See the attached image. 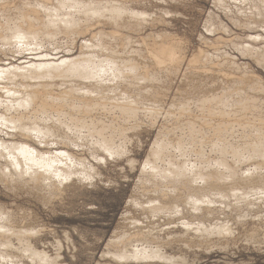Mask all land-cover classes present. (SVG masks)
Wrapping results in <instances>:
<instances>
[{"label": "rangeland", "instance_id": "obj_1", "mask_svg": "<svg viewBox=\"0 0 264 264\" xmlns=\"http://www.w3.org/2000/svg\"><path fill=\"white\" fill-rule=\"evenodd\" d=\"M10 1L0 0V8L2 9L0 10V24L2 23V26L3 25L7 26L8 24H12V23L14 24L19 23L17 21H19L20 15H22V13L25 11L30 12L33 9L40 14L39 16L41 18L46 19V17L43 16L44 12L41 11L42 8L39 10V8L37 7L38 4L47 3L46 5L49 8L50 6L57 9L59 7V6L57 7V0H49L47 2L42 0H30V1L10 0ZM263 1L264 0L262 1L261 0L258 1L257 0H244V1L243 0H234V1L233 0H113V3L115 2L114 3L115 5L117 4L126 5L125 7L128 8L129 10L136 12L138 11L140 13L142 11L143 13L147 14L148 18L145 19V21L142 19L144 23L142 22L141 19H140L141 20L140 23L139 18L138 21L135 22V20H137L135 19L134 20V22L136 23L135 24L131 18L132 16L127 15L129 16V19L128 17L127 19L132 20L130 23L131 27L129 28L127 26L129 29L127 27H123V29L121 27H114L111 24H110L111 26H109L110 22H107L106 25H105L106 22H104L102 25L101 23L92 22L93 24L91 23L92 25H89V27L96 26L99 30L105 29L106 32H108V33L105 32V37L108 39L105 40L106 38L104 36H103L104 39L103 38L101 39L103 40L102 43L104 45L108 43L111 46L108 44L104 46V51L101 49L95 50L96 48L93 49L92 45H89L90 46L89 48L88 45H85L86 41L88 42L92 39L90 38L91 37L90 34L89 35L82 34L78 37L77 35L72 33H66V34L60 33L54 36V38L51 37V39L53 40L47 37H44L45 39H43V37L41 36L43 46L41 45L42 48L40 47V49H37L36 46H31L33 47L32 49L35 48L37 49V51L34 52L28 51L27 47L25 49L24 47L23 49H21L19 45L16 44L8 45L6 42L0 40V69H9L12 66L18 67L23 64H24L23 66H25L26 64H29L30 61L31 62L36 61L37 58L41 57L42 55H48L50 58H54V59L55 58L64 59L66 57H69V55L71 57L72 56L76 57V56H80L82 53L89 54L88 52H90V54L93 55L95 53L96 54L99 53L101 55L100 58L103 60V58L109 57L110 52H105V48L107 46L108 47L110 46L109 48H107V51L108 50L111 51L112 49L115 50V54L116 52L118 53L115 57L119 58L118 60L119 62L124 60L125 61L130 60L131 58V60H133L135 63V61L139 58L135 64H138V62L141 61L143 68L141 70H147L152 76L153 74H156V76L155 77L153 76V78L152 76L149 75L150 78L152 79V80H146L149 83L143 82V84L142 83L139 84L140 86L138 85L139 88L143 87L142 88L143 93L140 91L141 88L139 89L138 87H135L134 89L136 90L133 89L134 91H132V87L129 85L130 83L128 81L122 83L120 82L118 84L117 80L112 81L111 76L110 79H108V77H105L104 84H107L106 82L108 81L107 87L110 86L112 87L108 89V91L102 92L103 94L105 93V96L107 97L106 98L104 96L106 98V102L102 100L105 106L102 104L103 102L100 101L102 103H100L97 106L98 109L96 108L97 110L94 111L93 113H90L89 111L84 112L83 108L81 109L82 111L81 114L83 116L80 114L81 111L73 112L74 114L77 113L76 117L80 118L82 116L84 120L87 119L88 126H90V122H92L91 126L97 124L98 126L96 125L94 126V128H97L98 131H99L98 127L99 128L103 127L102 128L103 130H105L106 127L109 128V129L106 128L108 131L105 130L104 133L106 132L105 134L108 137L109 136L111 138L114 137L113 139H111L113 145H115L116 147H122L123 149L126 150V151L124 150L125 153H123L122 151L121 155L118 154L110 157L107 154L102 153L101 149L98 146L94 145L95 141L96 142L100 141V139L102 138L99 136L100 134L99 133H98L99 135L97 134L99 138L97 137L96 134L92 136L93 138L92 137L90 138L87 135V131H85L84 129H82V131L74 130L73 132H68L67 134H65V137L66 139H68V141L65 140V142H69V143L67 145L58 144V146H56L54 142L57 143V142H61L62 140L59 141V139H55L51 137L53 140L44 139L45 141L43 142L45 143L42 142L43 144L42 143L39 144V142L34 138V136L31 135L27 136V134L26 136H23L22 133L18 131H13L12 135L9 137L7 135L6 129H4L0 125L1 139H5L11 142V141H18L21 138L19 140L20 142L24 141L23 142L24 144L28 143V145L30 144L36 148L38 147L37 149L39 150L40 149L49 150L57 147L62 148L63 147L62 145H64L66 146V148L68 147L67 149L65 148L64 150L71 151L75 155V157L78 160L77 163H79L80 160L84 159L85 162L87 161L86 162L87 165L91 164L94 166L95 169L97 167L98 172L96 170L95 172H92L94 176L97 175L95 176V178L92 175L93 177L91 179H89L88 177H86L85 179L84 178L85 176L80 177L81 179H79V175H78L67 181H63L62 185L60 184V182L59 183L57 182L58 183L57 186L53 188V192H54L53 194H51L50 193L51 191L47 187H44V185L41 186V188L38 187L37 189L34 185H30V184L25 185L23 183L18 182L15 179L13 180L9 177H4L3 173H1L0 171V209H4L6 210V212L8 211V213L12 216V219H14L13 225L16 227V229L22 231L33 230V234L30 233L33 247L38 248L40 252L45 251V253L48 256H51V258L56 259L59 262L58 264H264V195H263L264 190L262 191V193L260 192L261 190L260 191L257 190V192L255 190L256 192L255 193L252 190L253 189L252 187L246 185L244 186L242 185L243 187H241V185L236 183V187L239 188L236 189L238 190L237 194H241L242 192L247 191L249 195L237 199L236 197L233 199L234 196L232 197V195H230L228 196V199L227 198L222 199L220 195H217L218 191L216 192V190H214L215 192L214 191L208 192L205 189L202 190L203 192L201 191L202 193L199 191L200 192L199 197L200 196L202 197L203 196L202 194L204 193H205L204 195L208 194L210 195L211 198L213 197L212 200L213 201L215 200L217 204L214 203L213 205L210 206H208L207 204L206 205L203 204L202 206H200V211L198 212L192 209L190 205L188 206V204H186L187 202H185V200L187 199V193L185 197L184 194L185 192L181 187L176 189L170 184V182L165 181L164 179L160 180L161 179L160 177L159 179L157 177L153 181L152 178H149L148 181L146 180L147 173H144L146 171V169L144 171L145 168L144 166L147 164V161H149L150 159L151 161L153 160L152 151L156 146L155 142L161 144V139H162V142H166V143L169 142L170 143L173 142V144L181 143L184 145V149H183V153H181V151L177 150L176 148L174 150L177 151H173V149H171L172 153L171 151L170 153L172 155L174 154L175 156L173 155L171 158L170 153H169L170 155L166 154L163 160L157 161L160 167L166 168L169 166L168 158L169 161L171 159L173 160L175 159L174 161L178 163L179 162L182 163L181 161H184L189 158L190 159V160L188 159L189 162L187 160L184 161V163L186 164L185 166L186 168L187 167L192 168L196 166L197 169L201 168V171L202 170L205 171L206 174L211 173L215 170L217 171V169H219L218 170L219 173L221 172L224 173L223 177H225V175L228 176V177L226 176L225 179H228L226 181L230 183L232 182V180L229 178L228 175L229 171H227L226 169H225L226 171H224L222 167L218 168L219 165H217V163L221 160V158H224L225 160H228L227 162H229L228 163L229 166H231V168L235 170L236 176L238 177V178L236 177L237 180L239 178H240L239 180H241L243 175L248 176V174L249 175L251 174V176L253 175L254 177L258 175V173L260 172L262 175H264V171H263L264 158L262 159L260 157H257L256 158L257 160L253 159L254 163H252L253 162L251 159L252 157H249L251 161L249 160V158H247L248 156H250V154H247L248 151H250L248 149H250L254 141H257L255 142L256 144L262 141V140L260 141L258 140L259 134L256 133H258L259 131L258 129L261 128L259 124L260 123L264 124V87H262L264 85V62H263L264 3H262ZM107 2L112 3L111 0H107ZM54 3H56V5H52ZM48 4L51 5L49 6ZM256 8H260L259 11L261 12V15L259 11L256 12L257 11ZM252 10L256 16L258 14L257 17L253 14ZM1 11L3 13H1ZM5 15L7 16L8 19L6 18ZM77 15L80 16V14ZM82 17L81 16L78 17L77 20L79 19L78 21H80L83 24V26H85L87 22L85 18ZM6 20L7 21L9 20L8 21L9 23ZM138 22L139 24L137 25ZM245 23L247 24L245 25ZM88 24H90V22H88ZM96 24H98V26ZM253 24L259 27L258 28L253 27ZM113 31L114 32L116 31L117 35H122L120 36V39H122L121 37H123L124 40L123 39L122 40L124 42L117 41L120 42L117 43L110 35L114 33ZM0 34L4 35L5 33H0ZM260 35L262 36V39ZM248 36L250 37L254 36V38H252L253 40L255 39L256 36H259L258 40L260 39L261 40L256 41L257 39H255L253 42V40L248 39L249 38ZM111 38L114 41H112ZM128 40L129 43H127ZM139 40L141 42L144 41L145 43H147V46L149 45L148 47L150 48V50H153L155 45H158L161 42L166 43V41H168V46L170 45H175V47L177 46L176 47L177 57L179 56V59L180 58L181 59L180 60L177 59L176 60L177 63L176 64L174 63L173 66H169V67L167 66V68H163L164 67L163 66L161 70L160 69L155 70L153 69L154 67L151 68L152 65L148 60V58H146L147 54L145 51L142 50V48L145 49L146 47H141L142 44L140 46L139 45L140 43L137 42ZM111 42L114 44L112 45ZM94 43L96 44L95 40L92 44ZM235 45L238 47H236ZM246 45H250L251 49L245 48L244 46ZM140 47H141V51H139ZM135 48L139 54L136 53L137 51L134 50ZM92 51L95 53H92ZM101 51L104 52V54L101 53ZM219 51H221V54ZM136 54L142 55L143 58L142 56H138ZM134 56L135 57L137 56V58H135ZM195 56H198V63L196 65H191L190 61ZM254 57H256V59ZM122 58L124 60H122ZM121 64H123V62ZM197 67H202L207 69L217 68L218 73L225 70L224 71L225 73L228 72H229L228 74L235 73V75L233 74L235 77L244 76V78L251 80L253 83L247 84L246 86L243 83L242 84L229 83L226 80L223 81L222 79L219 78L214 79V76H212V74H210L209 77H202V76L195 77L194 71L196 70ZM220 74H223V72ZM15 75H9L1 79L9 78L16 80ZM253 75L255 76L254 78H256V82L254 81ZM70 78H67L65 82L64 80H60V81L52 80L51 84L53 83L54 84L52 85L51 88L52 90H50L49 92L47 91L48 92L47 96H49L50 93L60 95L62 93L66 94L70 91L69 93H72V95L73 96L75 95L74 97L78 99L81 93L78 92V89L80 90L81 87L87 86V84L85 83H87L88 81L86 79L84 80V78L78 80L76 78H71V79ZM9 79L0 81V83H2L3 86H5V82H8ZM18 79L17 81L21 82L22 77ZM72 79L74 81H72ZM60 84L65 88L62 87ZM123 84L125 86H123ZM253 85H255V88L253 87ZM115 88L116 91L117 90L119 91V92L117 91L118 93L114 90ZM240 89L243 90L241 91ZM251 89L253 90V92L251 91ZM71 90L73 91L71 92ZM126 90L129 91L127 92ZM76 91L77 94H74L76 93ZM112 91L114 92L112 93ZM236 91L237 92L240 91V92L236 93ZM241 92H244V95L246 94L247 99L245 98V96H241L243 95V93L241 94ZM239 93L241 95H238L239 98H237V94ZM247 94H249L250 97H247L248 96ZM6 95H7L6 92L4 91L2 92L0 90V96H2L0 97V99L2 98V100H4ZM119 96L122 99H120ZM200 96L202 99L200 98ZM108 97H110L111 100ZM125 97L131 98L132 101H136V105L138 106V107L136 106L137 115L135 118L131 120L129 119L130 122L129 121L127 122V120L124 119L123 116H119L121 114L117 112L116 109H112L113 108L112 103L121 102ZM207 97L210 99L212 98L211 104L208 103L209 105L208 104L205 105L202 103V101ZM242 97H244L245 99H243ZM113 99L115 101H113ZM239 100H242L243 102L242 101L239 102ZM254 100L256 105L254 103ZM75 101L73 102L80 104V102H78L79 100H77L76 102ZM107 101L109 103H107ZM236 101H238L239 105L238 103H236ZM153 102L155 103V105ZM252 103L254 104L252 105ZM70 104L71 103H65L63 101L62 103L63 106L61 104L60 105L63 107V109L67 110L68 107L71 106ZM158 104L159 107L157 106ZM100 105L102 106L101 108ZM204 105L208 106L210 110L213 107L214 109L212 110H214L215 112L212 110H211L212 112L211 111L209 112L208 111L209 109L206 108ZM241 106H243V108ZM254 106L255 109L252 110ZM143 107L145 111L143 110L139 111V109H143ZM147 107L148 110H146ZM239 107L241 109H239ZM151 109H153L154 112ZM245 111H246L245 113L246 116H244ZM95 112L96 115H94ZM239 114L241 117L239 116ZM84 115H86V117ZM88 115L91 119H94V117L97 118L96 120L95 119L91 120L90 118L87 117ZM219 116L221 119L219 118ZM53 121H58L57 115L53 116L52 122ZM257 121H259V123ZM101 122H103L104 124L103 123L101 124ZM246 122L248 123L245 124ZM68 124H70V120H68V122L66 123V125ZM110 124L113 125L111 126ZM251 124L254 125L252 126ZM246 125H248V127ZM121 126L122 128L120 129ZM138 126H140L141 128ZM228 127L231 130L232 128L235 130L232 132ZM253 128L256 129L254 130ZM122 131L125 132L126 134L123 133ZM65 132H67L66 129ZM206 132L207 134H204ZM85 133L86 135H84ZM159 134H162V136ZM83 135L86 137H84ZM244 137L246 140L244 139ZM222 138H224L225 140H223ZM31 139H33V141ZM54 139L57 140V142ZM187 139L190 142L191 141L192 142L190 143ZM48 140L50 142H48ZM199 140L201 143L199 142ZM227 140L228 143H226ZM216 141H217L216 146H218L216 149L218 151L215 150L216 146L214 147V143L216 144ZM260 143H263L264 145V140ZM226 144L228 145V152L230 151L229 148L231 147L232 148L236 147L237 150L240 149V153L243 152L241 151L243 148L247 149L248 151L243 149L247 153L243 152V154L241 155L242 158L240 159L238 157L236 158L235 156L233 157L231 152H229V155H227L228 154L227 152L226 156L219 155L218 154L219 150L223 147V145L227 146ZM236 144L239 147H237ZM247 144L249 148H247L248 147ZM189 145L191 146V148L189 147ZM258 147H260L259 149L261 150V146L259 145ZM232 148L231 150H233ZM191 149L193 150L189 151ZM262 150L264 151V146H262ZM94 151H97V153H95ZM215 151H217V153ZM203 152L205 153L203 154ZM93 154H97V155L99 154L102 158L104 157L106 160L104 159L95 160L93 159L95 158L93 157ZM155 160L153 161L155 162ZM231 162L232 164H230ZM233 163H234V167L235 165L238 166H236L235 168L232 167ZM258 163L261 164L260 167L262 170L260 169V171L256 173L255 171L257 170H255L254 168ZM77 170L83 171V169H80L78 167ZM207 170L208 173L206 172ZM197 171L199 172L200 169ZM82 178H84V180ZM225 179L222 181H225ZM229 179L231 181H229ZM204 183L205 182H203L202 180H199L198 186L204 188L206 187L205 185H203ZM220 183H221L220 185H223L222 182ZM168 186L173 187L174 189L167 188ZM229 186H230L229 184L228 186L223 185L221 186V189L222 190L224 189L226 191L229 190V192L227 191V193L234 194L231 193L230 188H228ZM224 187H226L227 189ZM35 188L37 190H35ZM170 189L174 192L173 196H172V191ZM251 190L253 191V193L251 192ZM240 191L242 192L240 193ZM168 192L171 193V194L169 193L170 195L169 197L171 198L177 199L178 197H180L177 199L178 202L177 205L180 208H177V206L175 207L177 213L178 212L179 213L178 214L176 213L174 207L171 210H167V211L165 210V212L160 211L161 213L159 211L158 213L152 212L150 210L151 208L160 206L159 204L156 205V203H160L159 201L160 198L171 199L167 196ZM176 192L178 193L176 194ZM175 194L177 195V198ZM179 194L183 195L184 197L179 196ZM256 195H258L259 197ZM241 198L243 200H241ZM258 198L261 201H258L257 200ZM244 199L247 201H245ZM154 201L156 202L154 203ZM181 205H184V207ZM180 210L182 211V213H180L181 212ZM172 217L174 220L172 219ZM185 222L186 223L189 222L191 225H193V227H191L190 229L185 228L184 226ZM193 222L194 224H192ZM199 222L201 224L204 223L202 225L203 228H201L202 230L196 231L197 229L196 225L200 224ZM216 227L219 228L220 230H218ZM222 227L226 229V233L223 232L225 230L224 229L222 230ZM204 229L206 231L203 232ZM207 230L208 231L211 230V231L207 232ZM12 244H13L12 248L14 252L20 256L19 259L20 262L18 261V259H16L17 262H19L20 264H37L36 262L30 261L27 255L24 256L25 254L22 252V244L18 241L17 237L13 238ZM137 248L139 250H142L143 248H146L147 250L153 249L152 250L153 252H157L158 251L157 249H159L160 253L165 256L160 258L158 257V259L157 257H154L153 259L148 257H146L145 259H143L144 257L140 259L129 257L127 259L124 258L126 260L124 261L123 258L117 259V256L114 255L115 253L123 254V249H124V253L131 255V253L133 252L132 249L135 252V250L137 251ZM111 253H113L115 257H113ZM165 257L168 259H170V257L174 259L169 261L165 259Z\"/></svg>", "mask_w": 264, "mask_h": 264}, {"label": "bare ground", "instance_id": "obj_2", "mask_svg": "<svg viewBox=\"0 0 264 264\" xmlns=\"http://www.w3.org/2000/svg\"><path fill=\"white\" fill-rule=\"evenodd\" d=\"M2 1V0H1ZM10 1V0H9ZM30 1V0H29ZM42 1H49V0H42ZM112 3L110 2H105V0L101 1V0H57V8H53L51 7L50 5L51 4H48L50 6V8L46 5V4H38L37 7L39 8V10L41 9V11L44 12V17H46V19H43L41 18L39 15V13L36 11V10H32V11H25L22 13V15H20L19 17V23H12V24H8L7 26H2V23L0 24V33H5L4 35L3 34H0V40L6 42L8 45L9 44H16V45H19L21 49H24L27 47V50L30 51V52H34V51H37V49H40V47L42 48L43 44H42V40H41V36L43 37V39H45L44 37H47V38H54V36L58 35V34H66V33H72V34H75L77 35L78 37L82 34H90V38H92L90 41H86L85 42V45H88V48L90 47L89 45H92L93 49L97 50V49H101L104 51V45L102 42L103 40L101 38H103V36L105 37V32L106 30L105 29H101L99 30L96 26H91L89 27V25H92L94 22L96 23H101V25L105 23V25L107 24V22H110L109 23V26H114V27H121L123 29V27H131L130 23L131 21L135 19V22L138 21V18L139 20L143 19L145 21V19L148 18L147 14L143 13L141 11L140 12H136V11H132V10H129L128 8H126L125 6L126 5H115L113 3V0H111ZM234 1V0H233ZM244 1V0H243ZM258 1V0H257ZM262 1V0H261ZM6 2V1H4ZM11 2V1H10ZM41 2V1H40ZM51 2V1H50ZM49 2V3H50ZM105 2V3H104ZM31 3V2H30ZM35 3V2H34ZM45 3V2H43ZM53 3V2H52ZM59 3V5H58ZM244 3V2H243ZM252 3V2H251ZM257 3V2H256ZM264 3V1L262 2ZM14 4V3H13ZM218 4V2H217ZM52 5H56V3L52 4ZM252 5V4H251ZM261 5V4H260ZM263 5V4H262ZM5 6V5H4ZM11 6V5H10ZM40 6V7H39ZM248 6V5H247ZM255 6V4H254ZM257 6V5H256ZM264 6V5H263ZM32 7V6H31ZM56 7V6H55ZM249 7V6H248ZM247 7V8H248ZM259 7V6H258ZM36 8V6H35ZM37 8V9H38ZM264 8V7H263ZM262 8V9H263ZM12 9V8H11ZM32 9V8H31ZM132 9V8H131ZM227 9V8H226ZM237 9V8H236ZM251 9V8H250ZM254 9V8H253ZM260 8H256V12L259 11ZM0 10H2L0 8ZM6 10V9H5ZM134 10V9H133ZM23 11V10H22ZM168 11V10H167ZM227 11V10H226ZM15 12V11H14ZM18 12V11H17ZM240 12V11H239ZM238 12V13H239ZM243 12V11H242ZM253 12V10H252ZM1 13H3L1 11ZM164 13V12H163ZM167 13V12H166ZM241 13V12H240ZM249 13V12H248ZM260 15H261V12L259 11ZM4 14H5V11H4ZM3 14V15H4ZM10 14V13H9ZM77 14H80V16L84 17L85 20H86V25L83 26V24L77 20L78 16ZM253 14L255 15V13L253 12ZM252 14V15H253ZM257 14V13H256ZM2 15V16H3ZM132 16V20H128L129 19V16ZM149 15V14H148ZM152 15V14H151ZM150 15V16H151ZM154 15V14H153ZM167 15V14H166ZM245 15V14H244ZM259 15V16H260ZM6 16V15H5ZM4 16V17H5ZM10 16V15H8ZM12 16V15H11ZM256 16V15H255ZM258 16V14H257ZM256 16V17H257ZM82 17V18H83ZM126 17V18H124ZM128 17V19H127ZM134 17V18H133ZM7 18V16H6ZM18 18V17H17ZM259 18V17H258ZM8 19V18H7ZM10 19V18H9ZM13 20V19H12ZM83 20V19H82ZM81 20V21H82ZM141 20H140V23H141ZM142 20V22H143ZM213 20V19H212ZM254 20V18H253ZM7 21V20H6ZM9 21V20H8ZM7 21V22H8ZM250 21V20H249ZM15 22V21H14ZM88 22H90V24H88ZM93 22V23H92ZM134 22V23H135ZM212 22V21H211ZM9 23V22H8ZM10 23H11V20H10ZM92 23V24H91ZM133 23V24H134ZM144 23V22H143ZM239 23V22H238ZM85 24V22H84ZM88 24V25H87ZM111 24V25H110ZM136 24V23H135ZM139 24V22L137 23V25ZM220 24V23H219ZM247 23H245L246 25ZM5 25H6V22H5ZM95 25V24H94ZM98 26V24H96ZM167 25V24H166ZM249 25V24H248ZM247 25V26H248ZM251 25V24H250ZM38 26V27H37ZM108 26V25H107ZM135 26V25H134ZM223 26V25H221ZM220 26V27H221ZM244 26V25H243ZM127 27V28H128ZM250 27V26H249ZM248 27V28H249ZM253 27H259V26H256L255 24H253ZM262 27V26H261ZM120 28V29H121ZM128 28V29H129ZM207 28V27H206ZM125 29V28H124ZM209 29V28H208ZM251 29V28H250ZM262 29V28H261ZM260 29V30H261ZM104 30V32H103ZM133 30V29H132ZM210 30V29H209ZM208 30V32H209ZM224 30V29H222ZM102 31V32H100ZM134 31H135V28H134ZM250 31V30H249ZM263 31V30H262ZM114 32V31H113ZM116 32V31H115ZM112 33L110 34L111 37H113V39L117 42V41H120V42H124L123 40V37H121L122 39H120V36L122 35H117V32L116 33ZM212 32V31H210ZM226 32V31H225ZM108 33V32H106ZM71 34V35H72ZM119 34V33H118ZM150 34V33H149ZM74 35V36H75ZM107 36V34H106ZM125 37V36H124ZM157 37V36H156ZM249 40H253L252 38L253 37H250L248 36ZM259 36H256L255 39H257L256 41H260L262 39V36L260 35L261 39L258 40ZM106 38V37H105ZM141 38V37H140ZM153 38V37H152ZM161 38V37H160ZM172 38V37H171ZM247 38V37H246ZM104 39V38H103ZM108 38H106L105 40H107ZM112 39V38H111ZM112 39V41H114ZM128 39H129V36H128ZM156 39V38H155ZM254 39V40H255ZM47 40V39H46ZM53 40V39H51ZM86 40V39H85ZM96 42V44H92L93 42ZM98 40V41H96ZM127 40V39H126ZM131 40V39H130ZM253 40V42H254ZM76 41V40H75ZM140 41V40H139ZM137 41L138 43H140L139 45L142 46L141 47H146L145 49L142 48L143 51L146 52L147 56L146 58H148V60L150 61L153 69L155 70H158V69H162L163 68H167V66H173V64L177 63L176 60H180L179 59V56L177 57V50H176V47L175 45H170L168 46V41L165 42H161L160 44L158 45H155L153 50H150V48L147 46V43H145L144 41ZM164 41V40H163ZM221 41V40H220ZM255 41V42H256ZM105 42V41H104ZM115 42V44H116ZM120 42H117V43H120ZM134 42V41H133ZM90 43V44H89ZM112 43V42H111ZM129 43V40L128 42ZM218 43V42H217ZM49 44V43H48ZM74 44V43H73ZM114 43H112L113 45ZM208 44V43H207ZM224 44V43H223ZM226 44V43H225ZM42 45V46H41ZM110 45V44H108ZM242 45V44H241ZM3 46V45H2ZM5 46V45H4ZM31 46H36L37 49H32L33 47ZM68 46V45H67ZM111 46V45H110ZM109 46V47H110ZM236 46V45H235ZM108 46L105 48V52H110L109 54V57L106 58L105 56H102V57H105L103 58V60L100 58V54H96L95 52L92 51V53H95L94 55L93 54H90V52H88L89 54H82L80 56H70L69 57H66L64 59H59V58H50L48 55H42L41 57H38L36 61H33L29 64H26L25 66L21 65V66H18V67H15V66H12L10 67L9 69H0V79L1 78H4V77H7L9 75H15L16 77V80L14 79H1L0 81H4V80H8V82H5V86L2 85V83H0V90L3 92H6V96H5V99L2 100V98L0 99V125L6 129L7 131V135L10 137L12 135V132L13 131H18V132H21L23 136H27L28 135H31V136H34V138L39 142V144H41L43 141H45L44 139H50V140H53L52 138H55V139H59V141L61 142H57V140H55L57 143L54 142V144L56 146H58V144H64V145H67L69 142H65L68 141V139H66L65 137V134H67L68 132H73L74 130L75 131H82V129H84L85 131H87V135L88 137H92L94 136L95 134L97 135L98 134L100 137H102L100 139V141H95L94 145L98 146L102 153L104 154H107L108 156L112 157L114 155H121L122 151L123 153L125 149H123L122 147H116L115 145H113V143L111 142V138L110 136L108 137L104 131L109 129V128H105V130H103L101 127L99 129V131L97 130V128H94V126H91V123L90 122V126L87 125V119L84 120V118L82 117L83 115L81 114L82 111L81 109L83 108L84 112H90V113H93L94 111H96L98 109V105L100 103H102L104 100V102H106V96H105V93L103 94L102 92H106L108 91V89L112 88L111 86L110 87H107L108 85V81L106 82L107 84H104L105 83V77H108V79H110V76L112 77V81H115L117 80L118 81V84L121 82H129L130 86L132 87V91L136 90L134 89L135 87H138L139 88V84H143V82H147L149 83L148 81L146 80H152L150 78V73L147 71V70H141L143 69L142 68V62H138V64H135L138 59L135 61L131 60H124L122 58V60L124 61H118L119 58L115 57L118 53L116 52L115 54V50H108L107 51V48H109ZM130 47V46H129ZM141 47H140V50L141 51ZM238 47V46H236ZM240 47V46H239ZM245 48H250L251 46L250 45H246L244 46ZM262 47V46H261ZM264 47V46H263ZM19 48V49H20ZM31 48V49H30ZM112 48V47H111ZM234 48V47H233ZM20 49V50H21ZM86 49V48H85ZM132 49V48H131ZM236 49V48H235ZM240 49V48H238ZM251 49V48H250ZM133 50V49H132ZM136 50V48L134 49ZM200 50V49H199ZM247 50V49H246ZM82 51V50H81ZM100 51V50H99ZM137 51V50H136ZM205 51V49H204ZM223 51V50H222ZM250 51V50H249ZM87 52V51H86ZM119 52V51H118ZM144 52V53H145ZM200 52V51H199ZM207 52V51H206ZM220 54H221V51H219ZM227 52V51H226ZM101 53L104 54V52L101 51ZM122 53V52H121ZM138 53V51L136 52ZM202 53V51H201ZM205 53V52H204ZM241 53V52H240ZM264 53V52H263ZM133 54V53H132ZM139 54V53H138ZM136 54V55H138ZM141 54V53H140ZM251 54V53H250ZM260 54V53H259ZM122 55V54H120ZM129 55V54H128ZM127 55V57H128ZM227 55V53H226ZM243 55V54H242ZM258 55V54H257ZM261 55V54H260ZM138 56H142V55H138ZM245 56V55H244ZM249 56V55H247ZM124 57V56H123ZM126 57V59H127ZM133 57V56H132ZM135 57V56H134ZM210 57V56H209ZM225 57V55H224ZM253 57V56H252ZM261 57V56H260ZM263 57V56H262ZM137 58V56L135 57ZM141 58V57H140ZM143 58V56H142ZM183 58V56H182ZM193 58V57H192ZM256 59V57H254ZM259 58V57H257ZM101 59V60H100ZM134 59V58H133ZM206 59V58H205ZM218 59V58H217ZM262 59V58H261ZM260 59V60H261ZM264 59V58H263ZM262 59V60H263ZM121 60V59H120ZM141 60V59H140ZM143 60V59H142ZM147 60V59H146ZM183 60V59H182ZM204 60V59H203ZM219 60V59H218ZM259 60V61H260ZM228 61V60H227ZM256 61V60H255ZM123 62V64H121ZM264 62V60H263ZM262 62V63H263ZM198 63V56H195L193 59H191L190 61V64L191 65H196ZM210 63V62H209ZM260 63V62H258ZM263 65V64H262ZM11 66V65H10ZM23 66V67H22ZM3 68V67H2ZM147 68V67H146ZM194 68V66H193ZM199 68V69H198ZM169 69V68H168ZM151 70V69H150ZM170 70H171V67H170ZM174 70V69H173ZM221 70V69H220ZM153 71V70H152ZM150 71V72H152ZM225 71V70H224ZM224 71L223 74H220L218 73V69L217 68H202V67H197L196 70L194 71L195 73V77L196 76H202V77H209L210 74H212V76H214V79L216 78H219V79H222L223 81L226 80L227 82L229 83H234V84H245V86L247 84H251L253 83L251 80L247 79V78H244L243 77H235V73H232V74H228V73H225ZM232 71V70H230ZM158 72V71H157ZM156 72V73H157ZM227 72V71H226ZM165 73V72H164ZM152 74V73H151ZM234 74V75H233ZM150 75V76H149ZM233 75V76H232ZM237 75V74H236ZM153 76L155 77L156 74H153ZM152 76V78H153ZM239 76V75H238ZM22 77L21 79V82H18L17 79ZM76 78L77 80L78 79H81V78H84V80L86 79L88 82L85 83L87 84V86H83L81 87V89L79 90L78 89V92L80 93L78 99L75 98L72 93H62L60 95H56V94H53V93H50L49 96H47L48 92L50 90H52V85L54 84H51L52 83V80H67V78ZM255 76L253 75V78ZM70 78V79H71ZM161 78V77H160ZM251 78V77H250ZM69 79V80H70ZM107 79V80H108ZM252 79V78H251ZM19 80V79H18ZM23 80V81H22ZM76 80V81H77ZM154 80V79H153ZM163 80V79H162ZM165 80V79H164ZM33 81V83H32ZM35 81V82H34ZM72 81H74L72 79ZM254 81L256 82V78H254ZM153 82V81H152ZM151 82V83H152ZM72 83V82H71ZM84 83V82H83ZM111 83V82H109ZM14 84V85H12ZM127 84V83H125ZM133 84V85H132ZM146 84V83H145ZM153 84V83H152ZM162 84V83H161ZM192 84V83H191ZM259 84V83H258ZM61 85V84H60ZM114 85V84H113ZM139 85V86H138ZM151 85V84H150ZM159 85V84H158ZM58 86V85H57ZM62 86V85H61ZM71 86V85H70ZM75 86V85H74ZM73 86V87H74ZM81 86V85H80ZM123 86H125L123 84ZM134 86V87H133ZM142 86V85H141ZM202 86V85H201ZM258 86V85H257ZM260 86V85H259ZM262 86V85H261ZM64 87V86H62ZM119 87V86H117ZM147 87V85H146ZM253 87L255 88V85H253ZM264 87V85L262 86ZM65 88V87H64ZM125 88V87H124ZM128 88V87H127ZM141 88V89H140ZM140 91L142 92L143 91V87H140ZM145 88V87H144ZM248 88V87H247ZM257 88V87H256ZM73 89V88H71ZM76 89V88H75ZM74 89V90H75ZM107 89V90H106ZM120 89V88H119ZM123 89V88H122ZM126 89V88H125ZM134 89V90H133ZM160 89V88H159ZM205 89V88H204ZM258 89V88H257ZM112 90V89H111ZM116 91V88L114 89ZM130 90V88H129ZM128 90V91H129ZM241 90V89H240ZM243 90V89H242ZM241 90V91H242ZM247 90V89H246ZM246 90H245V93H246ZM48 91V92H47ZM68 91V90H67ZM73 90H71L72 92ZM118 91V90H117ZM116 91V92H117ZM121 91V90H120ZM127 91V90H126ZM127 91V92H128ZM139 91V90H138ZM197 91V90H196ZM251 91L253 92V90L251 89ZM52 92V91H51ZM110 92V91H109ZM114 91H112L113 93ZM119 92V91H118ZM117 92V93H118ZM123 92V91H122ZM194 92V91H193ZM240 92V91H238ZM236 91V93H238ZM251 92V93H252ZM131 93V92H130ZM129 93V94H130ZM136 93H139V92H136ZM143 93V92H142ZM243 93V95H241ZM248 93V92H247ZM250 93V94H251ZM74 94H77V91L76 93ZM109 94V93H108ZM125 94V93H124ZM134 94V93H133ZM241 94H237V98L238 95H241V96H245L246 98V94L244 95V92H241ZM110 95V94H109ZM107 95V96H109ZM114 95V94H112ZM117 95V94H116ZM121 95V93H120ZM139 95V94H138ZM166 95V94H165ZM248 96L247 97H250L249 94H247ZM101 97V98H98V97ZM106 98H105V97ZM131 96V95H130ZM129 96V97H130ZM240 96V98H241ZM252 96V95H251ZM2 97V96H0ZM51 99H49V98ZM97 97V98H96ZM132 97V96H131ZM137 97V96H136ZM186 97V96H185ZM209 97V96H208ZM205 98L202 103L207 105L208 103L211 104V99L210 98ZM213 97V96H212ZM253 97V96H252ZM110 99V97H108ZM120 99H122L120 96H119ZM133 98V97H132ZM141 98V97H140ZM143 98V97H142ZM147 98V97H146ZM174 98V97H173ZM201 98V96H200ZM217 98V97H216ZM243 99H245L244 97H242ZM75 101L76 99L79 100L78 102H80V104H77V103H74L73 101ZM75 99V100H74ZM145 99V98H144ZM202 99V98H201ZM242 99V100H243ZM247 99V98H246ZM250 99V98H248ZM258 99V98H257ZM76 100V101H77ZM111 100V99H110ZM109 100V101H110ZM242 100H239L242 101ZM63 101L65 103H71L68 107L67 110L63 109ZM75 101V102H76ZM102 101V102H100ZM113 101H115L113 99ZM112 101V102H113ZM144 101V100H143ZM148 101V100H147ZM251 101V100H250ZM104 102L102 103L104 105ZM123 102V103H122ZM160 102V101H159ZM191 102V101H190ZM215 102V101H214ZM235 102V101H234ZM243 102V101H242ZM82 103V104H81ZM107 103H109L107 101ZM111 103V102H110ZM140 103V102H139ZM154 103V102H153ZM178 103V102H177ZM236 103H238V101H236ZM254 103H255V100H254ZM252 103V105L254 104ZM62 106H61V105ZM73 104V105H72ZM106 104V103H105ZM141 104V103H140ZM149 104V103H148ZM200 104V103H199ZM208 104V105H209ZM234 104V103H233ZM246 104V102H245ZM249 104V102H248ZM262 104V103H261ZM79 105V106H78ZM142 105V104H141ZM150 105V104H149ZM155 105V103H154ZM179 105V104H178ZM185 105V104H184ZM204 105V106H205ZM221 105V103H220ZM239 105V103H238ZM251 105V104H250ZM256 105V103H255ZM263 105V104H262ZM261 105V106H262ZM62 108H61V107ZM105 106V105H104ZM110 106V105H109ZM136 101H132L131 98H128V97H125L123 99V101L121 102H114L112 103V109H116L117 112H119L121 115L119 116H123L124 119L127 120V122L129 121V119H133L136 117L137 115V107H136ZM151 106V105H150ZM159 107V104L157 105ZM156 106V107H157ZM172 106V105H171ZM237 106V105H236ZM246 106V105H245ZM67 107V106H66ZM102 106L100 105V108ZM169 107V106H168ZM203 107V105H202ZM206 108H208V106H205ZM211 107V106H210ZM238 107V106H237ZM243 108V106H241ZM97 108V109H96ZM109 108V107H108ZM142 108V106H141ZM152 108V107H151ZM249 108V106H248ZM262 108V107H261ZM80 109V110H79ZM154 109V108H153ZM151 109V110H153ZM171 109V108H170ZM179 109V108H178ZM209 112L214 109L213 107L211 108H208ZM239 109H241L239 107ZM255 109V106L252 110ZM140 110H144V107L143 109H139ZM146 110H148V107L146 108ZM150 110V112H151ZM166 110V109H165ZM216 110V109H215ZM220 110V109H219ZM257 110V109H256ZM262 110V109H261ZM260 110V111H261ZM76 111H81L80 114L82 115L80 118L79 117H76L77 113H73V112H76ZM104 111V110H103ZM115 111V110H114ZM163 111V110H162ZM161 111V112H162ZM214 111V110H212ZM211 111V112H212ZM218 111V110H217ZM243 111V109H242ZM249 111V110H248ZM258 111V112H260ZM148 112V111H146ZM154 112V110H153ZM175 112V111H174ZM215 112V111H214ZM239 112V111H238ZM89 113V114H90ZM106 113V112H105ZM141 113V112H140ZM166 113V112H165ZM170 113V112H169ZM173 113V112H172ZM171 113V114H172ZM226 113V112H225ZM246 111L244 112V116L245 115ZM250 113V112H249ZM88 114V113H87ZM152 114V113H151ZM170 114V116H171ZM223 114V113H222ZM54 115H57V118H58V121H53V116ZM96 115V112L95 114ZM201 115V114H200ZM213 115V114H212ZM243 115V114H241ZM79 116V115H78ZM86 117V115H84ZM169 116V117H170ZM188 116V115H187ZM208 116V115H207ZM240 116V114H239ZM88 118L89 115L87 116ZM92 117V116H91ZM94 117V116H93ZM109 117V116H108ZM165 117V116H164ZM168 117V118H169ZM191 117V116H190ZM218 117V116H217ZM241 117V116H240ZM97 118V117H96ZM96 118L94 117V119L96 120ZM163 118V117H162ZM167 118V117H166ZM211 118V117H210ZM215 118V117H214ZM220 118V116H219ZM91 119V118H90ZM94 119H91V120H94ZM99 119V118H98ZM106 119V118H105ZM175 119V118H174ZM221 119V118H220ZM254 119V118H253ZM257 119V118H256ZM260 119V118H259ZM68 120H70V124L66 125V123L68 122ZM242 120V119H241ZM247 120V119H246ZM251 120V119H250ZM263 120V119H262ZM189 121V120H188ZM230 121V120H229ZM256 121V120H255ZM261 121V120H260ZM100 122V121H99ZM130 122V121H129ZM259 123V121H257ZM103 122H101L102 124ZM111 123V121H110ZM178 123V122H177ZM191 123V122H190ZM241 123V122H240ZM248 122H246L245 124H247ZM250 123V122H249ZM252 123V122H251ZM257 123V124H258ZM104 124V123H103ZM169 124V123H168ZM182 124V122H181ZM180 124V126H181ZM186 124V123H185ZM209 124V123H208ZM243 124V123H242ZM108 125V124H107ZM106 125V126H107ZM111 125V124H110ZM113 125V124H112ZM111 125V126H112ZM118 125V124H117ZM125 125V124H123ZM139 125V124H138ZM146 125V124H145ZM148 125V124H147ZM184 125V124H183ZM188 125V124H187ZM222 125V124H221ZM227 125V123H226ZM252 125V124H251ZM254 125V124H253ZM252 125V126H253ZM260 129H258V133L256 134H259V141L260 140H264V124L260 123ZM258 125V126H259ZM98 126V125H97ZM199 126V125H198ZM223 126V125H222ZM248 127V125H246ZM245 126V127H246ZM133 127V126H132ZM136 127H137V124H136ZM140 127V126H138ZM174 127V126H173ZM172 127V128H173ZM196 127V126H195ZM213 127V126H212ZM221 127V126H220ZM231 127V126H230ZM240 127V126H239ZM122 128V126L120 127V129ZM141 128V127H140ZM165 128V127H164ZM176 128V127H175ZM190 128V127H189ZM215 128V127H214ZM218 128V127H217ZM229 128V127H228ZM257 128V127H256ZM255 128V129H256ZM259 128V127H258ZM65 129L67 132H65ZM134 129V128H133ZM202 129V128H201ZM224 129V128H223ZM230 129V128H229ZM254 129V128H253ZM254 129V130H255ZM126 130V129H125ZM170 130V129H169ZM181 130V129H180ZM183 130V129H182ZM231 130V129H230ZM235 129L232 128V132L234 131ZM244 130V129H243ZM5 131V130H3ZM108 131V130H107ZM115 131V130H114ZM118 131V130H117ZM124 131V130H123ZM122 131V132H123ZM130 131V130H129ZM179 131V130H178ZM184 131V130H183ZM208 131V130H207ZM120 132V131H119ZM127 132V131H126ZM175 132V131H174ZM209 132V131H208ZM125 133V132H123ZM173 133V131H172ZM215 133V132H214ZM217 133V131H216ZM221 133V132H220ZM224 133V132H223ZM223 133H222V136H223ZM108 134V133H107ZM120 134V133H119ZM122 134V133H121ZM126 134V133H125ZM197 134V133H196ZM204 134H207L204 133ZM231 134V133H230ZM255 134V133H254ZM14 135V134H13ZM80 135H81V132H80ZM86 135V133L84 134ZM83 135V136H84ZM97 135V137L99 138V136ZM113 135V133H112ZM162 136V134H159ZM166 135V134H165ZM169 135V134H168ZM213 135V134H212ZM220 135V134H219ZM229 135V134H228ZM227 135V136H228ZM19 136V135H17ZM79 136V135H77ZM120 136V135H119ZM118 136V137H119ZM175 136V135H174ZM187 136V135H186ZM232 136V135H231ZM246 136V135H245ZM249 136V135H248ZM253 136V135H252ZM251 136V137H252ZM255 136V135H254ZM16 137V136H15ZM52 137V138H51ZM82 137V136H81ZM86 137V136H84ZM123 137V136H121ZM125 137V136H124ZM196 137V136H195ZM206 137V135H205ZM247 137V136H246ZM257 137V135H256ZM77 138V137H76ZM93 138V137H92ZM120 138V137H119ZM165 138V137H164ZM182 138V137H181ZM192 138V137H190ZM194 138V137H193ZM209 138V137H208ZM220 138V137H219ZM226 138V137H225ZM232 138V137H231ZM248 138V137H247ZM253 138V137H252ZM19 139V138H18ZM21 139V138H20ZM19 139V140H20ZM34 139V141H35ZM70 139V138H69ZM82 139V138H81ZM96 139V138H95ZM125 139V138H124ZM127 139V138H126ZM167 139V138H166ZM176 139V138H175ZM189 139V138H188ZM187 139V140H188ZM195 139V138H194ZM217 139V138H216ZM223 140H225L224 138H222ZM228 139V138H227ZM240 139V138H239ZM245 139V137H244ZM257 139V138H256ZM255 139V140H256ZM7 141L5 139H1L0 138V171L1 173H3V176L4 177H9L11 179H15L17 180L18 182L20 183H23V184H30V185H34L37 189L38 187L41 188V186L44 185V187H47L51 192V194H53V188H55V186H57V184L60 182V184L62 185L63 181H67L73 177H76L79 175V179H81L80 177H84L86 179V177H88L89 179H91L94 174H92V172H95V170L97 171V167L96 169L94 168L93 165L89 164L87 165V161L85 162V160H80L79 163L77 158L75 157V155L71 152V151H67V150H64L66 148V146L62 145L63 147L62 148H54V149H49V150H39L37 149L36 147H34L33 145H28L27 144H24L23 142H20V141ZM23 140V138H22ZM21 140V141H22ZM28 140V139H27ZM33 141V139H31ZM98 140V139H97ZM157 140V139H156ZM197 140V139H196ZM214 140V139H213ZM242 140V139H241ZM246 140V139H245ZM248 140V139H247ZM30 141V140H29ZM86 141V140H85ZM88 141V140H87ZM123 141V140H122ZM189 141V140H188ZM238 141V140H237ZM260 141V142H262ZM48 142H50L48 140ZM73 142V141H72ZM119 142V141H118ZM117 142V143H118ZM124 142V141H123ZM122 142V143H123ZM182 142V141H181ZM190 142V141H189ZM192 142V141H191ZM190 142V143H191ZM200 142V140H199ZM251 142V141H249ZM255 142L257 141H254L253 145L250 147V151H248L247 149H245L246 151H248V153L246 151H244L243 149L241 151H243L244 153L246 152L247 154H250V156H248L247 158L249 157H252V163H254V160L257 158V157H260V158H264V151L262 150V146L263 143H259V145L261 146V150L259 149L260 147H258V143L256 144ZM45 143V142H43ZM42 143V144H43ZM78 143V142H77ZM76 143V144H77ZM125 143V142H124ZM154 143V142H153ZM194 143V142H193ZM201 143V142H200ZM210 143V142H208ZM228 143V140L227 142ZM239 143V142H238ZM237 143V144H238ZM242 143V142H241ZM52 144V143H51ZM50 144V146H51ZM53 144V145H54ZM86 144V142H85ZM156 146L155 148L153 149L152 151V157H153V160H155V162L151 159L149 161H147V164L144 166V171L146 169V171L144 173H147L146 175V180H148L149 178H152V181L155 180L157 177L159 179V177L161 178L160 180L164 179L165 181H168L170 182V184L175 187L176 189H178L179 187H181L183 189V191L185 192V197H186V193H187V199L185 200V202H187L186 204H188V206L190 205L192 209L196 210V211H200V206H202L203 204H207L208 206L210 205H213L214 203H216V201L212 200V198L210 197V195H204L202 194L203 196L199 197V193L202 191V190H205L208 191V192H213L214 190H216V192L218 191L217 195H220L222 199H228V196L232 195L233 199L236 197L237 198H240L243 196H248V192H242L240 191L241 194H237V191L236 189H239L236 187V183H238L239 185H241V187H243L244 185L246 186H249V187H252L253 191L257 192V190H261L260 192L262 193V191L264 190V175H262L260 172L258 173V175L254 176L253 175L251 176V174L248 176H244L242 177L241 180H237V176H236V172L233 168H231V166H229V162H227L228 160H225L224 158H221V160L217 163L218 168L222 167L224 171H229L228 175H229V178L232 180V182H228L226 180L228 179H225V177L227 175L224 176V173H219L217 169V171H213L211 173H208V170L206 171L208 174L205 173V171H201V168L200 171L198 172L197 170V167H185L186 164L184 163V161H188V159L184 160V161H181L182 163H178L176 161H174L173 159H171L169 161V158H168V162H169V166L164 168V167H160L158 165V160H163L165 158V155L168 154L170 155L172 153L171 149H173V151H181V153H183V149H184V145L179 143V144H173V142H169V143H166V142H162V139H161V144L155 142ZM188 144V143H187ZM199 144V143H198ZM232 144V143H231ZM236 144V146H237ZM249 144V143H248ZM247 144V146H248ZM52 145V146H53ZM197 145V143H196ZM201 145V144H200ZM204 145V144H203ZM202 145V146H203ZM213 145V144H211ZM217 145V141H216V144L214 143V147ZM220 145V144H219ZM225 145V143H224ZM219 150V155H222V156H226L227 152H228V145L227 146H224ZM244 145V144H243ZM38 146V145H37ZM43 146V145H42ZM45 146V145H44ZM47 146V145H46ZM69 146V145H68ZM71 146V145H70ZM195 146V144H194ZM206 146V145H205ZM222 146V145H221ZM230 146V145H229ZM232 146V145H231ZM245 146V145H244ZM246 146V147H247ZM40 147V146H39ZM48 147V146H47ZM55 147V146H54ZM81 147V146H79ZM126 147V146H125ZM189 147L191 148V146L189 145ZM213 147V148H214ZM218 146L215 147V150H217ZM239 147V146H237ZM243 147V146H242ZM46 148V147H45ZM68 148V147H67ZM66 148V149H67ZM97 148V147H96ZM177 149V150H174V149ZM202 148V147H200ZM207 148V147H205ZM220 148V147H219ZM218 148V149H219ZM232 148V147H231ZM229 152H231V154L233 155V157L235 156L236 158L238 157L239 159L242 158L241 155L243 154V152L240 153V149L237 150L236 147L232 148L233 150H231ZM241 148V147H240ZM249 148V146L247 147ZM127 149V148H126ZM194 149V148H193ZM193 149L189 150V151H192ZM93 150V149H92ZM187 150V148H186ZM203 150V149H202ZM126 151V150H125ZM171 151V153H170ZM178 151V152H179ZM200 151V150H199ZM204 151V150H203ZM209 151V150H208ZM213 151V150H212ZM218 151V150H217ZM217 151H215L217 153ZM260 151V152H259ZM95 153H97V151H94ZM229 152L227 155H229ZM170 153V154H169ZM205 152H203L204 154ZM151 154V153H150ZM149 154V155H150ZM195 154V153H193ZM199 154V153H197ZM202 154V153H201ZM200 154V156H201ZM124 155V154H123ZM127 155V154H126ZM174 155V154H173ZM172 154L170 155V157L172 158L173 156ZM216 155V154H214ZM175 156V155H174ZM204 156V155H203ZM202 156V157H203ZM78 157V156H77ZM95 157V158H93ZM93 159L95 160H106L104 157L102 158L99 154H93ZM184 157V156H183ZM210 157V156H209ZM221 157V156H220ZM245 157V156H244ZM243 157V158H244ZM80 158V157H79ZM155 158V159H154ZM197 158V157H196ZM204 158V157H203ZM246 158V159H247ZM210 159V158H209ZM218 159V158H217ZM245 159V158H244ZM251 159L249 158V160L251 161ZM254 159V160H253ZM211 160V159H210ZM232 160V158H231ZM238 160V159H237ZM248 160V161H249ZM257 160V159H256ZM174 161V162H173ZM179 161V160H178ZM200 161V160H199ZM234 161V160H233ZM204 162V161H203ZM202 162V163H203ZM210 162V161H209ZM237 162V161H235ZM241 162V161H240ZM163 163V162H162ZM208 163V162H207ZM239 163V162H238ZM161 164V163H160ZM195 164V163H194ZM232 164V162L230 163ZM237 164V163H236ZM165 165V164H164ZM204 165V164H203ZM261 164H257L256 167L254 168L256 173L258 171H260L261 167H260ZM190 166V165H189ZM214 166V165H213ZM238 166V165H235V167ZM77 167L80 168V169H83V171H79L77 170ZM207 167V166H206ZM215 167V166H214ZM234 167V163H233V166ZM234 167V168H235ZM241 167V166H240ZM209 168V167H208ZM211 168V167H210ZM149 169V170H147ZM205 169V168H204ZM226 169V170H225ZM234 171H233V170ZM241 169V168H240ZM243 170V169H242ZM262 170V169H261ZM239 171V170H238ZM251 171V170H250ZM264 171V170H263ZM6 172V173H5ZM98 172V171H97ZM246 172V170H245ZM254 172V171H253ZM252 172V173H253ZM243 173V172H242ZM98 174V173H97ZM238 174H241V173H238ZM246 174V173H245ZM93 175V176H92ZM97 176V175H95ZM94 176V178H95ZM16 177V178H15ZM228 177V176H227ZM237 177V178H236ZM84 178H82L84 180ZM78 179V180H79ZM225 181H222L224 180ZM229 179V181H231ZM145 180V179H144ZM145 180V181H146ZM199 180H202L203 182H205L203 185H205L206 187L202 188V187H199L198 186V182ZM140 181V180H139ZM149 181V180H148ZM58 182V183H57ZM222 182L223 185H226L228 186V184L230 185L228 188H230L231 190V193H234V194H229L227 193V191L229 192V190H222L221 189V186L223 185H220ZM228 182V183H227ZM161 183V182H160ZM163 183V182H162ZM167 183V182H166ZM16 184V182H15ZM243 185V186H242ZM245 186V187H246ZM21 187V186H20ZM19 187V188H20ZM27 187V186H26ZM31 187V186H30ZM173 187H167V188H173ZM232 187V188H231ZM235 187V188H234ZM35 188V190H37ZM46 188V189H47ZM226 188V187H224ZM170 189V190H171ZM174 189V188H173ZM227 189V188H226ZM22 190V189H21ZM48 190V191H49ZM241 190V188H240ZM243 190V188H242ZM249 190V189H248ZM251 190V192L253 193V191ZM57 191V189H56ZM153 191V190H152ZM162 191V189H161ZM168 191V190H167ZM172 191V190H171ZM175 191V190H174ZM182 191V190H181ZM200 191V192H199ZM205 191V192H206ZM258 191V192H259ZM43 192V191H42ZM203 192V191H202ZM201 192V193H202ZM215 192V191H214ZM255 192V193H256ZM264 192V191H263ZM170 192H168V197L170 196L169 195ZM174 192L172 191V196L174 195L173 194ZM178 192H176L177 194ZM236 193V194H235ZM250 193V191H249ZM171 194V193H170ZM175 194V195H176ZM182 194V193H181ZM179 194V196H182L184 197L183 195ZM213 194V193H212ZM216 194V193H215ZM229 194V195H228ZM165 195V194H164ZM201 195V194H200ZM255 195V194H254ZM264 195V194H263ZM142 196V195H141ZM258 196V195H256ZM216 197V196H215ZM214 197V198H215ZM251 197V196H250ZM259 197V196H258ZM262 197V196H261ZM139 198V197H138ZM150 198V197H149ZM159 198V197H158ZM171 198V197H169ZM176 198H177V195H176ZM180 198V197H178ZM177 198V199H178ZM241 198V200H243ZM173 199V200H172ZM177 199H174V198H171V199H166V198H160L159 201L160 203H156L159 204L160 206H156L154 208H151L150 210L154 213H158V211L162 212L165 210H171L173 209V207L175 208L177 206V208H180L178 205H177ZM184 199V198H183ZM261 199V198H260ZM221 200V199H219ZM240 200V199H238ZM245 200V199H244ZM258 201H261L259 200V198L257 199ZM263 200V199H262ZM157 201V200H156ZM154 201V203L156 202ZM189 201V202H188ZM247 201V200H245ZM223 202V201H221ZM228 202V201H227ZM235 202V201H234ZM253 202V201H252ZM145 204V203H144ZM180 204V202H179ZM182 204V203H181ZM217 204V203H216ZM221 204V203H220ZM228 204V203H227ZM224 205V204H223ZM238 205V204H237ZM235 205V206H237ZM241 205V204H239ZM139 206V205H138ZM137 206V207H138ZM154 206V205H153ZM184 207V205H181ZM234 206V205H233ZM250 206V205H249ZM152 207V206H151ZM206 207V206H205ZM190 208V207H189ZM209 208V207H208ZM228 208V207H227ZM235 209V208H234ZM237 209V207H236ZM176 210V208L174 209ZM179 210V209H178ZM182 210V209H181ZM180 210V211H181ZM212 210V209H211ZM229 210V209H228ZM195 211V212H196ZM160 212V213H161ZM11 213V212H10ZM170 213V211H169ZM176 213H177V210H176ZM179 213V212H178ZM177 213V214H178ZM182 213V211L180 212ZM187 213V212H186ZM152 215V214H151ZM182 215V214H181ZM192 217V216H191ZM218 217V216H217ZM259 217V216H258ZM169 218V217H168ZM181 218V217H180ZM244 218V217H243ZM173 219V217H172ZM171 219V220H172ZM206 219V218H204ZM174 220V219H173ZM180 220V219H179ZM194 220V219H193ZM199 220V219H198ZM147 221V220H146ZM197 221V220H196ZM13 222H14V219H12V216L8 213V211L6 212V210L4 209H0V264H20L19 262V259H20V256L17 255L14 250H13V244H12V240L14 237H17L18 238V241L22 244V252L25 254L24 256H28V259H30V261L32 262H36L37 264H58L59 262L56 260V259H53L51 258V256H48L45 251L43 252H40L38 250V248H35L33 247V244H32V239L30 237L31 234H33V230H28V231H22V230H18L16 229V227L13 225ZM170 222V221H169ZM195 222V221H194ZM194 222L192 224H194ZM136 223V222H135ZM182 223V222H181ZM200 223V222H199ZM203 223V222H202ZM224 223V222H223ZM227 223V222H226ZM204 224V223H203ZM203 224H198L196 225V231L198 230H202L201 228H203ZM226 225V224H225ZM224 225V226H225ZM228 225V224H227ZM176 226V225H175ZM182 226V225H181ZM185 228L187 229H190L191 227H193V225H191L189 222H185L184 224ZM195 226V225H194ZM215 227V226H214ZM205 228V227H204ZM217 228V227H216ZM215 228V229H216ZM221 228V227H220ZM186 229V230H187ZM207 229V228H206ZM218 230H220L219 228H217ZM225 230L223 232L226 233V229L224 227H222V230ZM217 230V231H218ZM221 230V231H222ZM206 231L205 229L203 230V232ZM211 231V230H209ZM207 230V232H209ZM213 231V230H212ZM202 232V231H201ZM200 232V233H201ZM220 232V231H219ZM231 232V231H230ZM31 233V234H30ZM199 233V232H198ZM222 233V232H221ZM206 234V233H204ZM119 238V237H118ZM123 238V237H121ZM168 238V237H167ZM201 239V238H200ZM116 241V240H114ZM194 242V241H193ZM147 244V243H146ZM191 245V244H190ZM141 246V245H140ZM127 247V246H126ZM142 248V247H141ZM151 248V247H150ZM121 249V248H120ZM191 249V248H190ZM137 248V251L132 249V253L131 255L127 254V253H124V249H123V254L122 253H115L114 255L117 256V259L118 258H143L145 259L146 257L148 258H154V257H163L165 255L161 254L160 253V250L157 249L158 251L157 252H153L152 250L153 249H146V248H143L142 250H139ZM110 251V250H109ZM118 251V250H117ZM21 252V251H20ZM21 252V253H22ZM126 252V251H125ZM114 253V252H113ZM113 253H111L113 255ZM129 253V252H128ZM113 255V257H115ZM129 255V256H128ZM168 255V254H167ZM23 256V258H24ZM175 257V256H174ZM27 258V257H25ZM112 258V257H111ZM147 258V259H148ZM180 258V257H179ZM178 258V259H179ZM16 259H18L19 262L16 261ZM124 259V261H126ZM165 259L171 261L172 259L174 258H171L168 259L165 257ZM130 260V259H129Z\"/></svg>", "mask_w": 264, "mask_h": 264}]
</instances>
